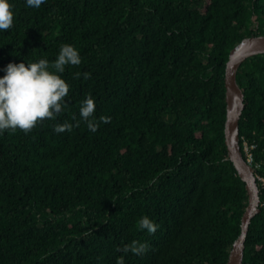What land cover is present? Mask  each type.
Returning <instances> with one entry per match:
<instances>
[{"label":"trees","instance_id":"16d2710c","mask_svg":"<svg viewBox=\"0 0 264 264\" xmlns=\"http://www.w3.org/2000/svg\"><path fill=\"white\" fill-rule=\"evenodd\" d=\"M9 3L0 76L9 62H53L63 44L81 63L62 74L63 112L0 133V264H227L249 194L229 160L226 66L235 45L264 37V0ZM236 80L240 145L261 196L242 264H264V54L241 62ZM88 96L90 119L111 118L96 132L79 113ZM145 215L154 235L139 228ZM132 241L147 250L117 251Z\"/></svg>","mask_w":264,"mask_h":264},{"label":"clouds","instance_id":"9594fccd","mask_svg":"<svg viewBox=\"0 0 264 264\" xmlns=\"http://www.w3.org/2000/svg\"><path fill=\"white\" fill-rule=\"evenodd\" d=\"M45 0H26L28 7L39 8ZM9 0H0V31H7L13 26L14 12ZM81 58L78 50L71 44H63L53 62L39 59L37 62L12 63L9 62L3 69L4 75L0 76V133L5 130L15 132L17 129L27 134L44 119H54L64 110L65 100L70 86L62 78L66 65H79ZM79 73L76 77H79ZM84 79L90 78L85 72ZM95 101L91 96L82 102L79 113L87 123L90 131L96 132L100 123H110L111 118L100 116L99 122L93 117ZM75 120V116H73ZM75 125L64 122L54 126L55 133L71 131ZM247 160V159H246ZM248 161V160H247ZM256 174V171H255ZM257 177V176H256ZM140 229H146L150 234H155L157 225L146 215L138 222ZM146 243L132 241L117 251L125 253L131 251L140 255L147 250ZM116 264H124V258L118 257Z\"/></svg>","mask_w":264,"mask_h":264},{"label":"water","instance_id":"95a60500","mask_svg":"<svg viewBox=\"0 0 264 264\" xmlns=\"http://www.w3.org/2000/svg\"><path fill=\"white\" fill-rule=\"evenodd\" d=\"M264 54V37L251 36L235 45L229 52L226 66L225 84L228 102V120L226 138L229 148V160L234 164L242 180L246 183L249 194L248 206L241 217L240 234L229 251L227 264H242L245 240L249 224L260 213V188L257 183L255 168L244 158L240 145V121L245 109V93L236 80V72L241 62Z\"/></svg>","mask_w":264,"mask_h":264},{"label":"built area","instance_id":"2783aa9c","mask_svg":"<svg viewBox=\"0 0 264 264\" xmlns=\"http://www.w3.org/2000/svg\"><path fill=\"white\" fill-rule=\"evenodd\" d=\"M247 149H246V152L249 154V156H250V158H248V162H249V164L251 165V166H253L252 164H253V157H252V154L250 153V150H249V147L247 146L246 147ZM256 170V169H255ZM258 179H259V177H257ZM260 180L262 181V182H264V178H262V177H260Z\"/></svg>","mask_w":264,"mask_h":264},{"label":"rangeland","instance_id":"374dc122","mask_svg":"<svg viewBox=\"0 0 264 264\" xmlns=\"http://www.w3.org/2000/svg\"><path fill=\"white\" fill-rule=\"evenodd\" d=\"M204 8H205V6H203V8H202V10H204ZM247 148H245V150H246ZM246 154H247V156H248V158H250V156H249V154L246 152Z\"/></svg>","mask_w":264,"mask_h":264}]
</instances>
